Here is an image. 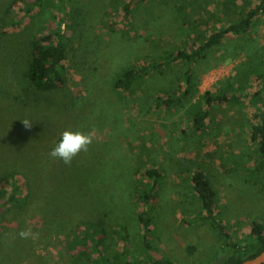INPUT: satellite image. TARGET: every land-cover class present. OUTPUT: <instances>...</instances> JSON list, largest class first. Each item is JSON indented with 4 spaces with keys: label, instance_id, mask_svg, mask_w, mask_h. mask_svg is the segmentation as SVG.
<instances>
[{
    "label": "rangeland",
    "instance_id": "1",
    "mask_svg": "<svg viewBox=\"0 0 264 264\" xmlns=\"http://www.w3.org/2000/svg\"><path fill=\"white\" fill-rule=\"evenodd\" d=\"M18 1L0 0V46L7 57L15 58L12 64L0 57V171H19L24 196L31 189L34 197L24 206L5 205L0 198V264H71L76 251L68 243L70 226L62 211L54 212L52 189L63 178L77 181L83 174L77 199L88 208L105 197L113 203L115 187L123 191L128 185L119 177L111 187L113 172L108 168L132 170L133 195L142 191L145 181L136 170H161L148 236L156 258L212 264L227 253L223 244L228 241H221L216 230L188 223L201 210L190 182L197 169L209 176L215 212L233 238L250 233L254 222L264 224V161L248 121L254 109L251 96L259 85L252 78L264 64V14L248 33L227 35L205 60L192 66L197 92L191 103L207 90H227L225 101L209 107L203 130L193 129L189 102L167 108L153 98L176 88L184 62L167 63L157 68L162 75H152V65L189 49L258 0H49L21 25L5 23L6 13L9 20L24 14L25 5ZM60 4L67 8L59 11ZM59 25L66 43V83L52 92L36 93L24 73L27 40L42 34L55 37ZM16 50L20 54L14 56ZM130 66H145L146 79L129 90H114V78ZM23 119L32 122L30 130ZM65 130L93 135L88 151L78 154L70 166L49 155ZM112 160L116 162L109 163ZM125 205L126 212L120 204L117 213L122 212L125 218L120 222L129 228V258H139L140 226L135 214L130 215L137 204L132 200ZM28 229L32 235L21 238L19 233ZM110 243L109 252L123 246L116 235ZM188 246L196 248L192 255Z\"/></svg>",
    "mask_w": 264,
    "mask_h": 264
},
{
    "label": "trees",
    "instance_id": "2",
    "mask_svg": "<svg viewBox=\"0 0 264 264\" xmlns=\"http://www.w3.org/2000/svg\"><path fill=\"white\" fill-rule=\"evenodd\" d=\"M61 1L59 0V2ZM136 1L141 3L144 0ZM18 2L25 5L24 14L9 20L11 16L6 13L5 23L10 22L13 26L21 25L37 7L48 6L49 0H19ZM49 5L56 7V4ZM63 6V4H60L58 10L62 11L67 8ZM262 14H264V0H258L254 7L238 12L236 19L228 24H223L218 30L210 32L204 39L194 42L189 49L170 53L164 60L159 61L157 65H152V75L155 76L161 74V71L157 68L170 62L180 60L184 62L186 67L182 73V80H177L174 90L165 97H153L157 105L170 108L173 105L180 106L183 102H189L188 113L192 120V127L196 131L203 130L209 117V107L217 102L225 101L227 99V90L221 88L216 91L207 90L191 103L190 97L197 92L192 66L199 60H205L209 52L220 45L227 35L239 37L248 33L255 24L256 19ZM41 32L40 30L38 31V33ZM22 34L24 35V32H21L18 38L23 37ZM18 45L16 44L13 47L16 48ZM24 52L26 57L24 65L25 78L36 93L46 94L66 83L64 64L66 60V43L60 25L55 32V37L54 34H42L40 37L28 39ZM18 54H20L19 50L13 51L14 56ZM0 57H7L5 48L1 46ZM9 58L7 57L6 59L13 64L15 58ZM147 75L145 66L127 67L122 69L117 77L114 78L112 87L114 90H129L137 80L146 79ZM252 79L257 81L259 85L251 96L250 106L254 109L250 113L248 121L251 137L257 141L259 155L264 161V64L255 71ZM232 97L235 98L234 95ZM112 162L115 163L116 161L112 160L109 163ZM120 169L113 171L108 168V171L113 172V178L109 177L113 180L111 182L113 186L109 184L111 187L117 185L114 179L116 180L119 177L125 180L126 186L128 185L126 190L123 191L118 188V185L115 187L117 190L113 203L111 200L105 199L107 198L105 197L104 202L95 203L88 208L84 202L77 199V191L81 190L84 185L82 182L85 179L83 174H81L82 178L79 179L81 181L77 180L79 182L72 177L63 178L62 182H59L52 189L54 212L62 211L70 226L67 235L69 236L68 243L76 251L71 259V264H175L170 259L154 257L151 253L153 247L148 240V236L152 233L151 227L154 224V215H156L155 212L157 211L152 208L151 202L158 197L160 191L161 170L155 167L136 170L135 174H141L145 181L142 185V191L136 193L137 195H133L130 182L133 172L132 170L125 172L126 170L122 171ZM108 171H104L105 175H110ZM85 172L86 170L84 169L83 173ZM95 172V174H98V171ZM19 175V171L11 170L10 167H5L4 170L0 171V198L3 197L5 199V205L24 206L34 197L31 189L24 196V192L21 189L22 185L19 183ZM98 176H102L100 180H103V175L98 174ZM190 182L200 203L201 210L188 223L200 222L207 224L216 230L221 241L223 239L228 241L226 244L222 243L227 252L226 255L213 261L212 264H240L243 260L254 257L264 249L263 223L254 222L250 233L233 238L223 221L219 218V215L215 212V190L209 176L204 171L197 169L192 171ZM132 200L136 202L138 209H131V214L128 211L127 214L129 213L132 217L135 214L134 219L140 226L141 232V243L139 245L141 256L134 259L129 258V246L127 244L129 228L120 222L121 217L125 218V216H122V212H120L121 216L117 213L120 210V204H123L124 207L121 206V208L126 212L127 207L125 204ZM115 235L123 242V246L121 249L116 250L114 248L109 252V249L113 248L110 242ZM195 249L194 246H188L187 253L192 255Z\"/></svg>",
    "mask_w": 264,
    "mask_h": 264
},
{
    "label": "clouds",
    "instance_id": "3",
    "mask_svg": "<svg viewBox=\"0 0 264 264\" xmlns=\"http://www.w3.org/2000/svg\"><path fill=\"white\" fill-rule=\"evenodd\" d=\"M25 129H31L32 122L28 119L21 120ZM93 143L92 133L82 131L65 130L60 141L50 151L49 155L62 161L65 165H71L73 159L81 152H87L89 146ZM21 238H28L32 235L31 230H23L19 233Z\"/></svg>",
    "mask_w": 264,
    "mask_h": 264
},
{
    "label": "water",
    "instance_id": "4",
    "mask_svg": "<svg viewBox=\"0 0 264 264\" xmlns=\"http://www.w3.org/2000/svg\"><path fill=\"white\" fill-rule=\"evenodd\" d=\"M264 263V249L252 258L243 260L240 264H263Z\"/></svg>",
    "mask_w": 264,
    "mask_h": 264
}]
</instances>
